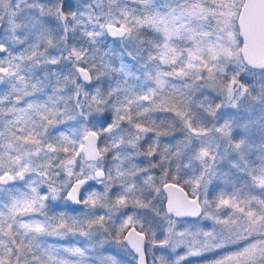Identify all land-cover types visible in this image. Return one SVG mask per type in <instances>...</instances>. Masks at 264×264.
I'll list each match as a JSON object with an SVG mask.
<instances>
[{
    "label": "snow or ice",
    "instance_id": "1",
    "mask_svg": "<svg viewBox=\"0 0 264 264\" xmlns=\"http://www.w3.org/2000/svg\"><path fill=\"white\" fill-rule=\"evenodd\" d=\"M0 264H264V0H0Z\"/></svg>",
    "mask_w": 264,
    "mask_h": 264
}]
</instances>
